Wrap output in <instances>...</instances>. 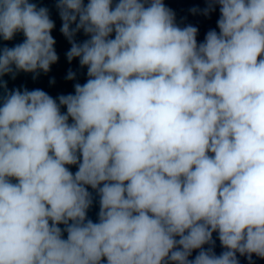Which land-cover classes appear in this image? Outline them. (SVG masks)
<instances>
[{"label": "clouds", "instance_id": "1", "mask_svg": "<svg viewBox=\"0 0 264 264\" xmlns=\"http://www.w3.org/2000/svg\"><path fill=\"white\" fill-rule=\"evenodd\" d=\"M207 3L219 32L198 44L163 0H57L66 57L88 79L57 99L0 97V264L264 258V0ZM54 27L47 8L0 0V38L25 37L0 49V78L49 72ZM81 30L90 38L77 43ZM85 186L100 198L95 223Z\"/></svg>", "mask_w": 264, "mask_h": 264}, {"label": "water", "instance_id": "2", "mask_svg": "<svg viewBox=\"0 0 264 264\" xmlns=\"http://www.w3.org/2000/svg\"><path fill=\"white\" fill-rule=\"evenodd\" d=\"M30 3H35L37 7H44L49 10L50 18L54 21L55 27L53 28L51 35L55 39L56 43L54 45L55 51L59 57L58 61L50 66V71L44 73L40 71L39 74L25 73L23 71L17 72L15 78L11 74L4 75L3 81L7 84V89L0 88V97L5 95L6 91H12L19 89L23 91L27 89L29 91L35 89H41L45 91L52 98L57 99L60 95L75 94L74 85L79 83L83 85L87 82V67H81L79 63V58H74L71 62L68 61L66 53L70 50L71 44L69 40L61 32V27L63 21L60 18L59 10L56 7L57 0H29ZM118 0H113V6ZM85 5L88 0H84ZM166 7L170 8L176 17V23L180 27L187 25H192L198 29L197 33V43H202L205 40V36L208 31L216 30L219 32L217 26V21L220 18V6L215 5V10L211 11L208 15L203 14V10L208 7L207 0H163ZM192 9H199L200 11L193 13ZM75 27V24L72 25ZM115 33L111 35L110 38H114ZM90 37L86 35L83 30L77 32L74 40L77 43H82ZM25 39L22 32L17 33L11 41H4L0 38V49L3 47H14L15 45L22 43ZM264 58V57H260ZM259 59V58H258ZM71 70L75 73V79H66L67 74ZM35 76V79H34ZM58 102V100H57ZM2 106V103H0ZM66 107H61V112L66 113ZM71 118L69 123H71ZM209 155H213L209 153ZM82 160V157H81ZM67 168L74 174L78 171V165H66ZM12 183H17L15 178H10ZM102 186V185H101ZM87 190L92 194L93 203L92 206L87 211V219H91L94 223L98 222V213L100 210L99 195L90 186H85ZM71 223V222H70ZM59 227L62 229V238L67 239V232L63 231L65 225L60 224ZM179 239V237H177ZM213 240L215 245L213 251L216 255H220L225 249L222 247L218 233H213ZM210 245H204L203 248L207 250ZM199 249L192 251L190 260H193L199 253ZM239 264H249L246 256H241L239 253L236 254ZM253 264H264V258L257 257L255 254L252 255ZM101 264H107V259L102 258Z\"/></svg>", "mask_w": 264, "mask_h": 264}]
</instances>
